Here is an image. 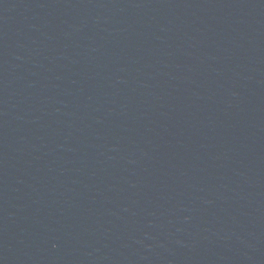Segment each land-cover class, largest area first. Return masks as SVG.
Returning a JSON list of instances; mask_svg holds the SVG:
<instances>
[{"label": "water", "instance_id": "obj_1", "mask_svg": "<svg viewBox=\"0 0 264 264\" xmlns=\"http://www.w3.org/2000/svg\"><path fill=\"white\" fill-rule=\"evenodd\" d=\"M0 264H264V0H0Z\"/></svg>", "mask_w": 264, "mask_h": 264}]
</instances>
